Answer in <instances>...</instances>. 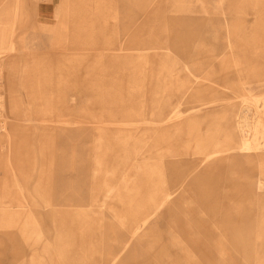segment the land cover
Wrapping results in <instances>:
<instances>
[{
  "label": "rangeland",
  "instance_id": "rangeland-1",
  "mask_svg": "<svg viewBox=\"0 0 264 264\" xmlns=\"http://www.w3.org/2000/svg\"><path fill=\"white\" fill-rule=\"evenodd\" d=\"M0 11V264H264V0Z\"/></svg>",
  "mask_w": 264,
  "mask_h": 264
},
{
  "label": "crops",
  "instance_id": "crops-1",
  "mask_svg": "<svg viewBox=\"0 0 264 264\" xmlns=\"http://www.w3.org/2000/svg\"><path fill=\"white\" fill-rule=\"evenodd\" d=\"M10 1L11 0H0V10L4 6L8 5V3ZM44 5H45V3H44ZM0 13H1V11H0ZM4 13L6 14L7 12L5 11ZM7 35H8V30H7V28L5 27V24H3V21L0 18V51H3L7 47V45H6L7 37H8ZM172 118H173V114H167V115H164L161 118V121H165V120L172 119ZM233 127L236 130H238L239 132H241V128H239V127H241L240 126V122H236V124ZM232 130H234V129H232ZM218 131H224V130H220L219 129ZM228 131H230V133H232L231 130H228ZM240 134L237 137V139H235V137H234V139H231L228 142H224V141H218V142H215V141H202V143L200 144V146L197 149V152L200 153V154H203V159H204L205 155H209L211 152H212V154L224 153L227 150H229L230 148L235 147L234 145H235V143H238V139L240 138ZM230 137H231V134H230ZM170 194L171 193L165 192L164 194H160L159 197L161 196L160 198L162 200V199L167 198L168 195L170 196Z\"/></svg>",
  "mask_w": 264,
  "mask_h": 264
},
{
  "label": "bare ground",
  "instance_id": "bare-ground-1",
  "mask_svg": "<svg viewBox=\"0 0 264 264\" xmlns=\"http://www.w3.org/2000/svg\"><path fill=\"white\" fill-rule=\"evenodd\" d=\"M243 123L245 122V120L242 121ZM241 126V125H240ZM243 127V126H242ZM241 128V127H239ZM242 131V130H241ZM244 134V133H243ZM249 139V138H248ZM244 135H242V133L240 134V138L238 139V143H235V147L233 148H236L238 149L239 151H249L250 150V143L249 140H248ZM252 146V144H251ZM217 155V153H216ZM219 155V153H218Z\"/></svg>",
  "mask_w": 264,
  "mask_h": 264
},
{
  "label": "built area",
  "instance_id": "built-area-1",
  "mask_svg": "<svg viewBox=\"0 0 264 264\" xmlns=\"http://www.w3.org/2000/svg\"><path fill=\"white\" fill-rule=\"evenodd\" d=\"M1 98H2V83L0 81V104H1ZM2 125V119L0 118V127Z\"/></svg>",
  "mask_w": 264,
  "mask_h": 264
}]
</instances>
